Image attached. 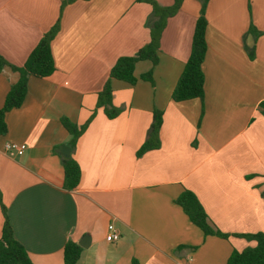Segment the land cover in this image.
Masks as SVG:
<instances>
[{
  "label": "crops",
  "instance_id": "crops-1",
  "mask_svg": "<svg viewBox=\"0 0 264 264\" xmlns=\"http://www.w3.org/2000/svg\"><path fill=\"white\" fill-rule=\"evenodd\" d=\"M63 1L0 0V56L15 67L59 19L55 71L29 78L0 135V201L31 262L64 264L68 240L81 247L76 264H226L233 250L253 247L234 235L264 234V0L208 1L203 99L174 102L200 10L198 0H184L166 20L157 64L138 62L134 86L111 80L120 109L111 120L96 108L97 93L119 57L149 42L152 9L137 0H77L61 10ZM149 71L152 83L140 79ZM17 79L9 67L0 73V108ZM154 110L163 113L160 145L136 157ZM61 117L89 122L73 152ZM7 142L27 149L9 157ZM63 146L81 170L71 191L63 188ZM184 190L227 239L204 236L189 221L174 203ZM110 224L114 242L105 240Z\"/></svg>",
  "mask_w": 264,
  "mask_h": 264
},
{
  "label": "trees",
  "instance_id": "trees-1",
  "mask_svg": "<svg viewBox=\"0 0 264 264\" xmlns=\"http://www.w3.org/2000/svg\"><path fill=\"white\" fill-rule=\"evenodd\" d=\"M77 0H64L61 10L64 6L71 4ZM184 0H172V5L162 7L155 0H137L139 3L150 5L152 12L147 26L150 32L149 42L139 49L133 56L119 57L108 73V78L103 84L101 90L97 93L96 108H100L108 119L116 118L120 109L112 104L113 89L111 80L124 82L130 86H134L137 78L134 75L135 66L140 61H149L152 65L158 62L159 39L164 29L166 20L173 16L179 9ZM200 2L199 16L195 22L192 35L190 55L184 65V68L173 88L171 100L174 102H182L191 99H203L204 75L202 72V63L206 52L205 31L207 27L206 7L209 0H198ZM59 30V19L55 24L40 38L38 44L28 55L25 63L21 67L9 65L0 56V73L5 67H9L13 72L18 74L17 82L9 88L3 105L0 108V135H5L7 126L5 121L6 114L19 108L27 94L29 78H47L54 71V61L51 54L50 44ZM254 37L258 32L254 31L252 26L248 30ZM249 56L253 57L252 50H248ZM141 80L152 83L151 71L143 74ZM264 109V105L261 104ZM264 112V111H263ZM163 113L154 110L152 113V122L147 131L145 142L136 151V157L142 156L144 153L155 150L160 145L159 131L162 124ZM62 127L70 135L69 147L71 152L74 151L78 138L83 134L89 122L82 126H77L66 117L60 118ZM63 167V188L67 191L74 190L81 178V170L77 161L69 156L61 157ZM1 200V199H0ZM174 203L179 206L189 221L201 230L204 236H216L227 239L228 234L220 232L213 227L208 217L198 202L195 195L184 190ZM1 204V201H0ZM4 222L0 236V264H33L28 257L27 252L22 245L15 239L12 228L5 214V208L1 204ZM241 237L247 241L254 242L253 247H247L242 251L233 250L228 257L226 264H264V234H243L234 235ZM81 247L75 242L68 240L63 247V263L76 264L80 258ZM136 264V262H132Z\"/></svg>",
  "mask_w": 264,
  "mask_h": 264
},
{
  "label": "built area",
  "instance_id": "built-area-1",
  "mask_svg": "<svg viewBox=\"0 0 264 264\" xmlns=\"http://www.w3.org/2000/svg\"><path fill=\"white\" fill-rule=\"evenodd\" d=\"M27 147L25 144H15V143H10L7 142L4 145V151L9 157H14V156H21L25 153ZM107 235L105 237V240L107 242H114L118 238V233L116 232L115 228L113 225H108L107 227Z\"/></svg>",
  "mask_w": 264,
  "mask_h": 264
},
{
  "label": "water",
  "instance_id": "water-1",
  "mask_svg": "<svg viewBox=\"0 0 264 264\" xmlns=\"http://www.w3.org/2000/svg\"><path fill=\"white\" fill-rule=\"evenodd\" d=\"M61 153H62V156L64 157V158H67V157H69V154H70V149L68 148V147H62V149H61ZM81 246H83L82 244H80Z\"/></svg>",
  "mask_w": 264,
  "mask_h": 264
}]
</instances>
